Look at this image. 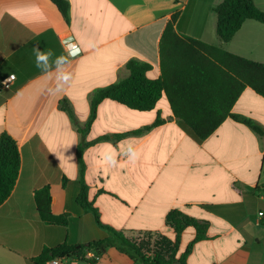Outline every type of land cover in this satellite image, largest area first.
<instances>
[{"label": "crops", "instance_id": "1", "mask_svg": "<svg viewBox=\"0 0 264 264\" xmlns=\"http://www.w3.org/2000/svg\"><path fill=\"white\" fill-rule=\"evenodd\" d=\"M67 1L69 24L50 0H0V136L10 135L21 155L0 206V264H40L45 249L109 236L78 203L80 146L88 200L105 226L128 238L175 240L167 217L179 211L209 226L200 241L193 227L181 234L179 254L194 243L187 264H264V135L243 122L264 130L262 95L247 87L231 109L241 120L226 117L203 142L181 125L165 93L149 111L105 99L86 130L96 93L127 78L131 60L152 66L148 78L161 77L160 44L175 13L179 35L260 64L264 23L246 20L225 43L214 12L223 0ZM255 5L264 11V0ZM69 43L79 49L70 52ZM44 187L53 214H68L66 227L38 218L35 192ZM70 264L139 263L111 247L97 263Z\"/></svg>", "mask_w": 264, "mask_h": 264}, {"label": "trees", "instance_id": "2", "mask_svg": "<svg viewBox=\"0 0 264 264\" xmlns=\"http://www.w3.org/2000/svg\"><path fill=\"white\" fill-rule=\"evenodd\" d=\"M65 21L70 23L71 6L67 0H50ZM217 14V34L223 42H229L240 30L243 23L253 19L264 23V11L255 5V0H223L214 8ZM178 14L175 13L167 24L161 44L162 75L159 79L148 78L152 66L143 61L131 60L127 68L129 76L119 82L100 89L92 102L90 119L86 130L91 126L97 113L98 105L105 99L117 101L139 111H149L165 93L171 108L181 125L198 141L203 142L231 116L241 120L240 116L231 114V109L242 92L250 87L264 97V64L230 54L218 47L211 46L196 39L179 35L176 30ZM169 48L171 53H166ZM243 122L256 132L264 135V130L244 119ZM161 124L157 120L151 129ZM84 146L78 150L80 182L82 185L78 203L91 212L97 224L108 233L101 241L86 245L69 246L61 244L45 249L36 259L40 264L54 257L82 258L87 250H95L103 255L114 247L127 253L139 264H187L191 252V243L187 250L179 254L181 234L187 227L197 231L196 241L206 237L208 223L186 217L179 211L171 212L167 224L175 230L176 239L167 237L140 236L126 237L122 232L105 226L96 208L88 200V187L85 184ZM21 169V155L16 141L7 133L0 136V206L10 197ZM66 182V180H65ZM38 218L50 225L66 227L68 214L55 215L51 210L52 197L49 187L35 192Z\"/></svg>", "mask_w": 264, "mask_h": 264}, {"label": "built area", "instance_id": "3", "mask_svg": "<svg viewBox=\"0 0 264 264\" xmlns=\"http://www.w3.org/2000/svg\"><path fill=\"white\" fill-rule=\"evenodd\" d=\"M70 52H76L79 47L77 44L69 43ZM15 79V76H11L7 81L4 82V86L9 88L11 81ZM260 216L264 217V212H260ZM83 259L91 262L97 263L101 261L102 255L96 253L95 250H87L83 256ZM79 259L77 257H69V256H62V257H54L46 262V264H70L72 261Z\"/></svg>", "mask_w": 264, "mask_h": 264}, {"label": "clouds", "instance_id": "4", "mask_svg": "<svg viewBox=\"0 0 264 264\" xmlns=\"http://www.w3.org/2000/svg\"><path fill=\"white\" fill-rule=\"evenodd\" d=\"M39 59H40V60H43V59H44V57H39Z\"/></svg>", "mask_w": 264, "mask_h": 264}]
</instances>
